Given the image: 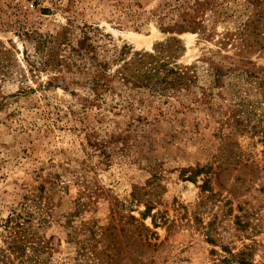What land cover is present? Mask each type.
Segmentation results:
<instances>
[{"label": "rangeland", "instance_id": "1", "mask_svg": "<svg viewBox=\"0 0 264 264\" xmlns=\"http://www.w3.org/2000/svg\"><path fill=\"white\" fill-rule=\"evenodd\" d=\"M31 2L0 21V245L19 214L42 264H264V0ZM176 44L179 89L87 84Z\"/></svg>", "mask_w": 264, "mask_h": 264}, {"label": "trees", "instance_id": "2", "mask_svg": "<svg viewBox=\"0 0 264 264\" xmlns=\"http://www.w3.org/2000/svg\"><path fill=\"white\" fill-rule=\"evenodd\" d=\"M264 11H258L254 16L245 22L246 30L250 32L242 41L250 39L263 46L264 40ZM261 23V24H260ZM261 26V27H260ZM173 42H179V39L172 38ZM172 44V43H168ZM251 44V42H250ZM179 44L173 47L158 46L153 52L136 50L130 59H125L119 65L116 72L111 75L109 66L106 62L97 59L87 69L94 71L93 77L88 80L94 90H109L115 86V82L135 85L137 88L147 87L149 90L164 94L171 92L191 80V72H194L192 66H173L171 57L174 50H178ZM98 58V57H97ZM213 72L219 78L221 76L219 67L214 66ZM184 81V82H183ZM19 214L11 215L7 218L5 230L8 233L0 245V264H42L46 262L39 256L38 250L45 249V242L41 243L34 238L28 237L25 233L26 228L18 218ZM30 248L33 253L26 254V249Z\"/></svg>", "mask_w": 264, "mask_h": 264}, {"label": "built area", "instance_id": "3", "mask_svg": "<svg viewBox=\"0 0 264 264\" xmlns=\"http://www.w3.org/2000/svg\"><path fill=\"white\" fill-rule=\"evenodd\" d=\"M18 8L28 10L33 8V3L31 0H0V21L3 9H6L11 14L12 10H17Z\"/></svg>", "mask_w": 264, "mask_h": 264}]
</instances>
